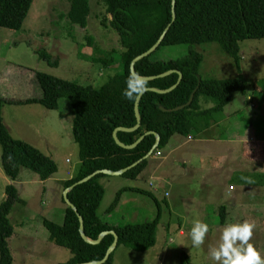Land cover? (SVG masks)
Returning <instances> with one entry per match:
<instances>
[{
    "label": "rangeland",
    "instance_id": "obj_1",
    "mask_svg": "<svg viewBox=\"0 0 264 264\" xmlns=\"http://www.w3.org/2000/svg\"><path fill=\"white\" fill-rule=\"evenodd\" d=\"M69 8V0H34L20 29L0 26V95L2 93L5 99L4 122L15 138L34 145L57 164V171L45 180L24 166L17 178L11 179L1 164L0 144V202L8 184L17 188L19 196L9 214L14 226V233L8 240L12 264H58L72 256L69 249L50 239L43 220L63 222L66 208L63 182L76 175L81 164L79 146L72 134L74 109L69 97H61L56 109H48L37 102L16 100L42 94L36 79L37 71L100 87L121 68L123 48L117 31L109 24L110 15L102 0H89L85 27L70 21L66 16ZM240 49L241 73L247 80L245 93L234 92L231 102L215 114L217 123H211L206 130L208 135L216 136L234 126L240 130L248 129L252 137L256 135V139L264 140V38L245 39L240 42ZM191 50L202 55L199 67L202 77L229 78L239 74L232 57L215 42L164 45L155 52L154 58H183ZM43 51L49 54V60L41 57ZM104 59H108L110 65H105ZM212 105L211 99L204 101L203 106ZM200 134L201 131L192 135L197 138ZM180 136L175 134L171 142L179 143ZM241 145L243 142L234 146L233 158L242 156ZM169 146L152 154L137 178L110 174L98 178L105 188L98 213L109 223L124 225L154 219L157 205L148 192L155 196L161 208L156 244L144 252L133 251L121 244L113 253L112 264H182L183 254L189 256L191 264H213L208 254L209 246L218 244L223 226L237 223V212H242L243 208L247 213L244 220L254 221L257 226L252 242L264 253V165L259 163L257 171L251 170V174L249 164L241 161L239 173L231 174L233 161L228 158L224 168L220 169L222 173L216 170L219 173L216 178L212 174L214 166L209 164L207 180L205 178L208 187L201 190L205 185L192 183L191 176L186 174L189 165L184 163V157L198 162L201 153H205L207 162L218 160L213 157L216 150L221 153L225 149L223 146L231 149V145L219 141L197 142L196 151L183 149L172 155L168 154ZM158 152H162V157ZM235 166L238 167L237 161ZM242 177L253 182L247 183ZM242 183L248 186L247 189L242 188ZM123 187L138 189L124 191V199H129L119 209L108 211ZM223 205L226 222L221 224ZM195 220L211 226L201 248H195L191 243L190 229Z\"/></svg>",
    "mask_w": 264,
    "mask_h": 264
},
{
    "label": "trees",
    "instance_id": "obj_2",
    "mask_svg": "<svg viewBox=\"0 0 264 264\" xmlns=\"http://www.w3.org/2000/svg\"><path fill=\"white\" fill-rule=\"evenodd\" d=\"M33 1L0 0V26L20 29ZM69 1L70 8L66 16L73 24L85 27L90 11L89 0ZM102 2L107 14L110 15L109 24L117 31L123 48L120 70L100 87L79 84L37 71L36 79L42 95L16 100L24 103L37 102L48 109H56L59 99L63 96L71 100L74 109L72 134L79 146L81 164L77 174L63 182L64 188L97 170L118 171L140 160L136 166L121 174L137 178L148 162L149 157L144 156L149 153L156 141L155 135L148 133L149 131L158 132L161 137L158 147L153 152L155 153L166 146L175 134L189 136L210 126L215 120V114L221 112L231 102L234 92L245 93L247 80L241 73L240 42L245 39L264 38V0H176L174 21L172 0H102ZM101 23L106 24L105 20H101ZM169 24L170 28L159 47L151 55L137 61L134 68L143 76L158 75L176 69L183 73V78L169 92L158 93L149 90L143 94L139 102L140 126L133 131H119L118 138L125 144H132L142 135L144 137L135 147L123 148L115 142L114 130L117 127L132 128L137 124L135 103L122 96L131 72V61L151 48ZM208 42L219 44L222 50L232 57L239 72L237 76L202 77L199 73L202 55L194 50L189 51L183 58H154L155 52L164 45L183 43L198 45ZM41 57L49 60L46 51L41 52ZM103 63L110 65L108 59H104ZM178 78V73L173 72L149 80V87L165 90L175 85ZM194 91L191 104L173 110L186 104ZM211 99L214 105L203 106L204 101L208 102ZM4 101V97L0 95L1 164L6 175L16 179L21 167L24 166L36 172L42 180L49 178L57 171L56 162L34 145L11 134L3 119ZM161 107L170 111H164ZM102 175L107 174L98 173L88 181L77 184L68 193L70 201L83 217L85 234L95 240L101 232L115 230L119 237L117 247L123 244L136 252L147 251L156 243L157 227L161 219L159 202L148 192L157 205V215L152 220L124 225L109 223L98 213L105 194L104 186L98 181ZM130 189L138 188L123 187L119 190L108 211H112L118 205L122 193ZM18 198L17 188L13 184H8L4 199L0 202V264L13 262L8 240L14 233V226L9 214ZM221 212L225 213L223 206ZM43 224L50 233V239L72 253L68 261L58 264L101 260L114 241V236L109 233L97 244L86 242L79 232L78 215L67 204L61 224L46 218ZM114 251L103 264H112ZM182 264H191L186 254L182 256Z\"/></svg>",
    "mask_w": 264,
    "mask_h": 264
},
{
    "label": "crops",
    "instance_id": "obj_3",
    "mask_svg": "<svg viewBox=\"0 0 264 264\" xmlns=\"http://www.w3.org/2000/svg\"><path fill=\"white\" fill-rule=\"evenodd\" d=\"M1 95L3 96L2 93H1ZM41 95L42 94H40V95H38L36 97H40ZM28 98H30V97H28ZM24 99H26V98H23L22 100H24ZM212 123H214V124L217 123L216 122V119ZM210 127H211V125L208 126L207 128H204L205 130H202L201 131L202 134H200L199 137H197V138H194L193 135L182 136V137L180 136V138L177 139V141L179 143L171 142L172 141L171 139H173L172 137L174 136L173 135L170 138V140L167 143V145H166V146H168L170 144V146H169L170 148H169V152H168L169 155H172L175 151H181L183 149H190V150L192 149V150H195L196 151V149L198 147L195 146V143H197V142H205V141H208V143H209L211 141H219V142H226V143H229L231 145V149H229V146H223L225 149L221 153L216 150L215 154H213L214 155L213 157L216 158V159H218V160H213V161H208L207 162L205 160V156H206L205 153H201V155H200L201 156V160H198V162H194L193 160L190 161V158L184 157V163L186 165H189V167H187V169H186V174L188 176H191L192 183L193 182L194 183L195 182H198L202 186L205 185V187L202 188L201 190H204L205 188L208 187V186H206L205 178L207 176V170L206 169H207V166H209V164H211V165L214 166V170L215 171L212 172V174L216 178L219 177V173L220 174L222 173L220 169H223L224 168V163L227 162L226 160L228 158H230V160L233 161V162H231L232 169L229 170V173H231V174H233V173H239V169L238 168H241L242 165H243V164L240 163L241 161H244L245 163H248L249 164V173H251V174H252V171H253V173H255L257 171V165L259 163L264 165V146H263L264 145V143H263L264 140H262V139H256V135H254L252 137V133L248 129H246V130H240L239 128H236L234 126L232 128H230L229 130H224V133H222L221 135H216V136L213 135L212 136V135H208V130H206V129H209ZM8 128L10 129L9 126H8ZM10 132H11V130H10ZM11 134H12V132H11ZM241 142H243V145H244V146L241 145L242 151H241L240 156L242 155L241 156L242 158L239 157V158L235 159V158H233V154H232L233 151L232 150H233V148H234V146L236 144H238V143L240 144ZM229 151H230L231 154L229 153ZM155 154H156V152H155ZM162 155H163L162 152H160L159 157H162ZM166 157H167V155H165V158ZM235 161H237L238 167L235 166ZM222 164H223V167H222ZM232 164H234V165H232ZM216 170H218L219 173ZM240 170H242V169H240ZM197 172H199L201 174L197 175L196 174ZM206 180H207V178H206ZM241 186L244 189H247V187H248L247 185H244V183H242ZM235 189H236V187H235ZM166 193H168V192H165V195H166ZM168 195H169V193H168ZM4 196H5V194H4ZM121 198L122 199H120L118 205L115 207L114 210L119 209L120 206L124 205L125 201L129 199V198H125L124 199V193L122 194V197ZM237 198H238V196L236 195L234 197V200L236 201V204L238 202V199ZM236 204H235V206H236ZM133 206L134 205H132V208L134 209L135 206L134 207ZM223 207H224L225 212H226V208H225L224 205H223ZM134 212H135V210H134ZM249 213H251V212H249ZM64 214H65V211H64ZM220 214H222V212ZM246 214L247 213H246L245 208H243L242 212H240V211L237 212V215H236L237 222H243L244 221V218L243 217H245ZM225 222H226V219H225V213H224L221 216L220 223L221 224H224ZM112 224H114V225H120V224H116V223H112ZM69 259H67L65 261H61V262H66Z\"/></svg>",
    "mask_w": 264,
    "mask_h": 264
},
{
    "label": "clouds",
    "instance_id": "obj_4",
    "mask_svg": "<svg viewBox=\"0 0 264 264\" xmlns=\"http://www.w3.org/2000/svg\"><path fill=\"white\" fill-rule=\"evenodd\" d=\"M149 83L148 77L139 72H130L122 92L123 98L133 103L139 101L149 91ZM242 179L247 183L253 182L247 177ZM256 227L255 222L249 220L223 226L218 244L208 249L213 264H264V253L252 242ZM210 231L211 226L207 222L195 220L190 229L192 246L201 248Z\"/></svg>",
    "mask_w": 264,
    "mask_h": 264
},
{
    "label": "water",
    "instance_id": "obj_5",
    "mask_svg": "<svg viewBox=\"0 0 264 264\" xmlns=\"http://www.w3.org/2000/svg\"><path fill=\"white\" fill-rule=\"evenodd\" d=\"M175 2L176 0H172V21L175 20L176 18V12H175ZM170 28V24L165 28L164 32L162 33V35L159 37V39L156 41V43L151 47L149 48L147 51L143 52L142 54L136 56L132 61H131V64H130V70L131 72H136L135 71V63L137 61H139L140 59L144 58V57H147L149 55H151L158 47L159 45L161 44V42L163 41L167 31L169 30ZM173 72H177L178 75H179V78H178V81L175 85H173L172 87L168 88V89H165V90H161V89H158V88H154V87H149V90H152V91H156L158 93H165V92H169L171 90H173L179 83L180 81L182 80L183 78V73L180 71V70H176V69H172V70H169L167 72H164V73H161V74H158V75H152V76H146L149 78V80H153L155 78H158V77H162V76H166L168 74H171ZM194 92H192L188 102L184 105H181V106H178L176 108H174L173 110H179V109H182L184 108L186 105H189L192 103L193 101V98H194ZM141 99V98H140ZM140 99L139 101L135 102V114H136V117H137V124L132 127V128H126V127H117L114 132H113V138L115 140V142L123 147V148H127V149H130V148H133L135 147L141 140L142 138L144 137V135H142L137 141H135L134 143L132 144H125L123 143L119 138H118V132L123 130V131H133V130H136L140 124H141V117H140V112H139V102H140ZM162 110L164 111H170V110H167L165 109L164 107H161ZM148 133H152L155 135L156 137V141H155V144L153 146V148L149 151V153L147 155L144 156V158H147L149 157L153 152L154 150L158 147L159 143H160V135L158 132H155V131H149ZM140 162V160H138L137 162L133 163L132 165L126 167V168H123L121 170H118V171H112V170H108V169H102V170H97L95 172H93L92 174L84 177L83 179L77 181L76 183H74L73 185L65 188V191H64V200L66 202V204L68 206H70L78 215V218H79V222H80V226H79V232H80V235L81 237L88 243L90 244H97L99 243L103 237L106 235V234H112L114 236V241L113 243L110 245V247L107 249L104 257L101 259V260H95V261H90V262H84V263H78V264H103L105 263L108 259H109V256L111 255V253L115 250V248L117 247L118 245V240H119V237H118V234L116 233L115 230H109V231H103L100 233V235L98 236L97 239H91L89 237H87V235L85 234V231H84V220H83V217L82 215L78 212L76 206L70 201L69 197H68V193L70 190H72L77 184L79 183H83V182H86L88 181L89 179H91L92 177H94L96 174L98 173H104V174H110V175H121L123 174L124 172H126L128 169L132 168L133 166H136L138 163Z\"/></svg>",
    "mask_w": 264,
    "mask_h": 264
},
{
    "label": "built area",
    "instance_id": "obj_6",
    "mask_svg": "<svg viewBox=\"0 0 264 264\" xmlns=\"http://www.w3.org/2000/svg\"><path fill=\"white\" fill-rule=\"evenodd\" d=\"M158 154H160V152H158ZM153 183L152 182H150V185H152ZM168 194V193H167Z\"/></svg>",
    "mask_w": 264,
    "mask_h": 264
}]
</instances>
